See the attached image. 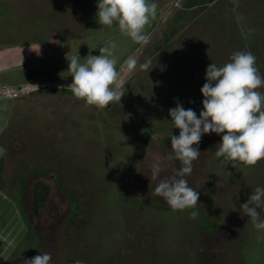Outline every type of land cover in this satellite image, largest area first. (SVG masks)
I'll return each instance as SVG.
<instances>
[{
	"label": "rangeland",
	"instance_id": "1",
	"mask_svg": "<svg viewBox=\"0 0 264 264\" xmlns=\"http://www.w3.org/2000/svg\"><path fill=\"white\" fill-rule=\"evenodd\" d=\"M154 2L141 46L99 24L98 0H0V264L43 253L51 264H264V230L240 208L264 187V160L234 167L215 155L223 134H204L185 177L195 209L173 211L151 180L154 157L159 179L181 167L166 159L179 135L169 110L179 102L199 116L211 63L251 51L264 76V0ZM109 41L120 104L61 93L72 82L67 57L83 62Z\"/></svg>",
	"mask_w": 264,
	"mask_h": 264
},
{
	"label": "clouds",
	"instance_id": "2",
	"mask_svg": "<svg viewBox=\"0 0 264 264\" xmlns=\"http://www.w3.org/2000/svg\"><path fill=\"white\" fill-rule=\"evenodd\" d=\"M158 5L154 0H98L97 18L102 26L118 25L122 35L134 43L146 46L151 42L146 28L155 18ZM117 44L109 41L99 49V55H87L81 62L79 54L67 57L68 71L72 82L67 88L77 99L99 109L119 103L125 91L114 87L121 73L117 70L115 55ZM256 56L251 51H236L230 62L223 66L211 63L205 74L206 83L201 88L204 97L203 110L197 113L185 109L179 102L169 110L173 128L179 135H171L172 154L166 159L178 160L181 167L170 177L159 179L161 159L154 157L151 165V180H158L155 195L162 197L173 211L195 209L199 204V192L189 186L186 176L193 172V162L201 152L198 145L204 134H223L215 152L217 158L254 167L264 160V76L256 65ZM151 59L139 64L148 71ZM124 65L129 73L136 70L138 59L129 56ZM242 216L250 218L257 230H264V219L258 209H264V187H256L248 201L240 205ZM195 219L198 212L191 211ZM264 237H258L261 239ZM51 253L39 254L25 259L23 264H51ZM74 264H84L75 260Z\"/></svg>",
	"mask_w": 264,
	"mask_h": 264
},
{
	"label": "trees",
	"instance_id": "3",
	"mask_svg": "<svg viewBox=\"0 0 264 264\" xmlns=\"http://www.w3.org/2000/svg\"><path fill=\"white\" fill-rule=\"evenodd\" d=\"M206 1L212 2L213 0H206ZM202 2L205 3V0H202ZM60 92L64 93V94H68V95H73L69 89H61ZM206 222L211 223L210 220H206ZM216 224H218V223H216ZM216 230H217V228L213 229V232H215Z\"/></svg>",
	"mask_w": 264,
	"mask_h": 264
},
{
	"label": "crops",
	"instance_id": "4",
	"mask_svg": "<svg viewBox=\"0 0 264 264\" xmlns=\"http://www.w3.org/2000/svg\"><path fill=\"white\" fill-rule=\"evenodd\" d=\"M7 85V84H6ZM0 86H2V84H0ZM3 86H5V84L3 85ZM6 87V86H5ZM5 87H3V88H0V89H6ZM1 91V90H0ZM10 96V95H9Z\"/></svg>",
	"mask_w": 264,
	"mask_h": 264
}]
</instances>
